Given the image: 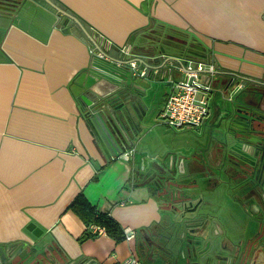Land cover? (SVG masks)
I'll return each instance as SVG.
<instances>
[{"label": "crops", "instance_id": "0c3cea01", "mask_svg": "<svg viewBox=\"0 0 264 264\" xmlns=\"http://www.w3.org/2000/svg\"><path fill=\"white\" fill-rule=\"evenodd\" d=\"M48 1L58 13L46 7V0H24L13 14L0 13V246L31 243L24 230L35 224L47 259L60 251L69 260L95 264H119L132 254L140 264H197L198 247L186 235L201 234L202 240L205 234L202 241L214 238L210 243L216 246L223 235L219 213L213 217L207 210L209 214L191 220L162 210L154 184L141 180L137 168L154 164L163 153L154 152L153 142L143 144L146 136L140 134L132 160L108 158L79 111L76 80L93 79L95 64L105 55L125 62L111 46L134 51L153 30L194 36L215 72L208 116L198 128L209 130L211 139L209 146L190 149L184 160L191 179L203 186V204L209 208L213 201L219 207L221 177H214V183L203 179L207 169L219 175L216 146L228 127V105L216 91L226 82H234V95L241 87L251 91L258 85L262 94L254 104L264 116V0ZM129 60L142 62L138 56ZM150 67L161 77L150 108L153 116V105L162 102L158 115L182 75L169 70L162 58ZM104 80L103 89L112 91L113 83ZM202 80L208 81L207 76ZM78 195L121 228L134 230V240L116 242L106 234L82 239L86 225L69 209ZM178 236L187 243L174 247L172 238Z\"/></svg>", "mask_w": 264, "mask_h": 264}, {"label": "water", "instance_id": "95a60500", "mask_svg": "<svg viewBox=\"0 0 264 264\" xmlns=\"http://www.w3.org/2000/svg\"><path fill=\"white\" fill-rule=\"evenodd\" d=\"M23 1L0 0V9L9 10L11 6H20ZM47 1L46 7L58 13V8ZM169 33L173 36L154 31L152 35L157 38L149 37L140 41L138 43L140 45L136 48L138 51L128 52L127 49L123 51L111 46L117 52L120 51L123 58H126L125 62L113 61L105 55L95 64L96 74H93V79L88 78L83 83L81 80H76L78 84L75 95L79 98V111L89 125L95 144L108 158L120 157L135 143V140L137 141L143 128L147 126L146 118L150 114L152 102L156 99L161 80V77H157L150 67L154 59L162 58L168 63L169 70L176 73H179L178 68L196 69L199 63H205L204 45L194 42L191 37ZM165 48H171L177 52L167 53ZM107 52L108 50L105 51L106 54ZM137 56L142 58L141 66L133 68L129 59ZM142 70L144 75L140 77L136 71ZM104 79L113 83L112 91L103 89L100 82L102 80L105 82ZM233 85L226 82L216 91H219L224 107L228 105L225 108L228 127L222 130L225 153L231 155L235 153L246 160H251V167L243 172H249L250 175L259 177V181L264 182V143H262L264 116L254 104L256 96L262 93L256 90L240 89L241 91L234 95L231 88ZM149 164L152 162L148 161L146 166L141 163L137 173L147 170V174H152V183L156 188V196L159 198V206L162 210L176 218L186 212L187 206L193 202L200 204L198 211L203 208L202 186L195 181H187L185 170L178 172L176 159L157 157L151 168L148 167ZM211 174H213L212 169L207 178ZM35 227V224H29L24 230L31 243L19 244L20 249L28 248V253L19 258L18 264H95L85 259L69 260L60 251L54 255L50 254L51 257L48 260V254H45L46 248L43 246V234H37ZM201 229L204 230L203 226ZM13 245L7 246L8 256L13 253L10 251Z\"/></svg>", "mask_w": 264, "mask_h": 264}, {"label": "flooded vegetation", "instance_id": "af4514ba", "mask_svg": "<svg viewBox=\"0 0 264 264\" xmlns=\"http://www.w3.org/2000/svg\"><path fill=\"white\" fill-rule=\"evenodd\" d=\"M154 31H160L164 34L168 33V36H173L171 33H169L170 31L167 32L168 30L166 31L164 29H157L145 35L143 40L149 37L157 38V36L152 35ZM134 64L137 67L141 66V64L137 61ZM252 88V90H259L258 85L252 86ZM240 89H242V87ZM262 143H264V140H262ZM217 144L218 145L216 147L219 149L220 156L215 158V165L218 164L219 173L224 183V188L232 191V203L221 205L219 208L216 207L212 201V206L208 208V205L203 204V208L198 211L200 204L193 202L191 205L187 206L186 212L180 214L179 216L186 217L191 220H199V218L204 217L206 213L209 214L207 210H212L210 213L213 214L210 216L215 217L216 215L214 212H218L221 220L228 221V223H233L239 214L242 215L243 213L251 220V222L254 223V229L252 232L248 233L249 235L241 233L246 235V237L248 236L247 245L245 244L247 239L244 241V243L236 244L234 246L227 243L226 239V241H223L220 244L221 246L215 251V253H217L216 258L219 261H224L227 264H243L240 262L242 259H245L244 264H264V190L261 189L258 182L259 177L256 178L254 175H250L249 172H243L245 169L247 170L249 167H251V160H246L235 153H232V155L225 153V142L223 140L219 141ZM212 176L213 175L209 176L210 180L213 179ZM140 178L143 181L152 183V174H147V172H144L140 174ZM241 189H244L243 193H240ZM242 195L243 198L240 199ZM228 207H236L237 210H231L228 209ZM216 208H219V210L216 211ZM204 210H206V212ZM224 234H227V232L225 231ZM243 240L244 238L240 236L239 241L242 242ZM195 242V246L198 247V253L205 252L208 249L213 250L215 247H212L210 242L204 243L201 238L196 239L195 237ZM200 246H202L201 249H199ZM20 247L21 245L11 246L10 251L13 253L8 256L6 252L8 251L7 246H0V264H18L20 261L19 258L28 253V248L22 247L23 249H20Z\"/></svg>", "mask_w": 264, "mask_h": 264}, {"label": "rangeland", "instance_id": "374dc122", "mask_svg": "<svg viewBox=\"0 0 264 264\" xmlns=\"http://www.w3.org/2000/svg\"><path fill=\"white\" fill-rule=\"evenodd\" d=\"M17 7H19V5L11 6V7H9V10L0 9V13L11 15L16 11ZM121 50H123V48H121ZM165 51L167 53H176L177 52L176 50L171 49V48H165ZM132 63L133 62H131V64ZM135 67H136V65L134 64L133 68H135ZM141 73H143V75H144L143 70L136 72L137 75H139L140 77H143V75H141ZM167 93H168V90H167ZM215 101H218V99H215ZM161 105H162V102L157 103L156 105H153L155 107V109L152 113L153 116L151 114L149 115L148 120H147V126L143 128V130H142L143 132L141 133V136H140V138L143 137L144 135L146 136L145 140L143 141V144L153 142L154 152L157 149V153H163L161 155L162 158L171 157L168 154H174V153L178 154L181 157V158L176 159L178 161V170H185L186 174H187V177H186L187 180L195 181L199 184V186H202L201 183H199V181H197V179H191L192 172L190 171L189 167H187L188 164L184 159H186L190 156V154L185 155L188 153V151L190 149L196 148L199 145H203V143H205L206 146L210 145L209 140L211 138L209 137V130H207L206 132H203L202 130H199L198 128H196V129H193V128L174 129V128L168 127L167 125L161 123L158 120V117H156V116H158L157 113H158V110L160 109ZM138 143H139V141H138ZM129 151H133V154L129 157L128 161L132 160L133 156L135 154L134 144L128 150H126L125 153L129 152ZM151 167H152V164L150 165V168ZM191 167H193V166H191ZM214 168L215 169L217 168L219 170L218 166L214 165ZM194 171L196 172V170H194ZM144 172H147V170ZM208 172H209V170L207 169L204 176H203L204 177L203 179L209 180V178H207V176L209 175ZM211 175H213V174H211ZM212 177H213V179H211L212 180L211 182L214 183V181H215L214 177H216L218 179L221 176L219 173V175H213ZM231 194H232L231 190L224 188V194L220 193V196H221L222 201H223V203H221V205H226V204L232 203L233 200H231ZM228 209L237 210L236 207L235 208L228 207ZM126 228H128V227H126ZM124 229L125 228H123V230ZM129 229H131V228H129ZM253 229H254V223L251 222V220L248 217H246L243 213H242V215L239 214V216L237 217V219H235V222H233V223H228V221L224 220L223 229H222L223 235L222 236L220 235L221 238L219 237V240L216 241V246L214 247V249L213 250L208 249L207 251H205V254H207V256H203L204 252L198 253L194 257V259L196 260L197 264H227L224 261H219L216 258L217 253H215V251L217 250L218 247L221 246L219 244L222 243L223 241H226V239H227V243H229L233 246L236 244L244 243V241L248 238V236L246 237V235H249L248 233L252 232ZM225 231L227 232V234H224ZM241 233H244L246 235L241 234ZM186 236L188 237V239L190 241H191V239H192V241L195 240V238L192 234H187ZM209 236H211V234L207 235V237H209ZM240 236L244 238V240L242 242L239 241ZM195 237H196V239L201 238V234H195ZM205 237H206V235L204 234L203 239ZM222 238H226V239L221 240ZM210 241L212 243H214L215 240H214V238L212 240L207 239V242H210ZM180 242H182V244L187 243L186 239H183L179 236L177 238L176 237L172 238L173 246L176 245V243L178 245V243H180ZM247 243H248V239L245 241L246 245H247ZM202 245H203V243H202ZM201 248H202V246L199 247V249H201ZM175 255L178 256V254L176 252H175ZM240 262L244 264L245 259L244 260L242 259Z\"/></svg>", "mask_w": 264, "mask_h": 264}, {"label": "built area", "instance_id": "2783aa9c", "mask_svg": "<svg viewBox=\"0 0 264 264\" xmlns=\"http://www.w3.org/2000/svg\"><path fill=\"white\" fill-rule=\"evenodd\" d=\"M100 56L102 57V55ZM131 65L134 67V63ZM178 70L179 74L182 75V79L175 81L172 85L163 108L158 114V120L174 129H196L202 125L208 116L209 99L213 89L215 73L214 67L211 63L205 62L199 63L196 69L181 67ZM203 75L207 76L208 81L204 82L202 80ZM132 154L133 151L124 152L120 157L128 161ZM90 230L96 236L105 235L103 228L91 226ZM123 233L126 242L134 240V230L125 228ZM119 264H140V261L137 256L132 254Z\"/></svg>", "mask_w": 264, "mask_h": 264}, {"label": "trees", "instance_id": "16d2710c", "mask_svg": "<svg viewBox=\"0 0 264 264\" xmlns=\"http://www.w3.org/2000/svg\"><path fill=\"white\" fill-rule=\"evenodd\" d=\"M176 33L191 37L193 41L196 40L193 39L194 37L190 36V34H184L178 31ZM69 209L86 225V231L82 236V239L86 240L96 237V235L90 230L91 226L104 228L106 235L114 239L116 242L122 241L124 239L123 228H121L114 220H112L109 214L98 213L82 195H78L73 200L69 206Z\"/></svg>", "mask_w": 264, "mask_h": 264}]
</instances>
